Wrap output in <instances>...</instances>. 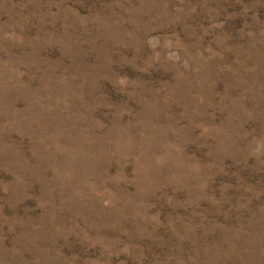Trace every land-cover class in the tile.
I'll return each mask as SVG.
<instances>
[{"label": "rangeland", "instance_id": "obj_1", "mask_svg": "<svg viewBox=\"0 0 264 264\" xmlns=\"http://www.w3.org/2000/svg\"><path fill=\"white\" fill-rule=\"evenodd\" d=\"M0 264H264V0H0Z\"/></svg>", "mask_w": 264, "mask_h": 264}]
</instances>
